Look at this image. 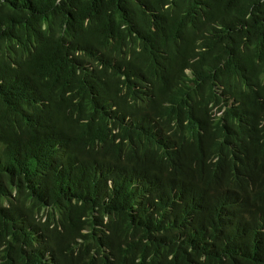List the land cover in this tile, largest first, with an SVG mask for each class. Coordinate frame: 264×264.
<instances>
[{
    "label": "trees",
    "instance_id": "1",
    "mask_svg": "<svg viewBox=\"0 0 264 264\" xmlns=\"http://www.w3.org/2000/svg\"><path fill=\"white\" fill-rule=\"evenodd\" d=\"M0 264H264V0H0Z\"/></svg>",
    "mask_w": 264,
    "mask_h": 264
},
{
    "label": "bare ground",
    "instance_id": "2",
    "mask_svg": "<svg viewBox=\"0 0 264 264\" xmlns=\"http://www.w3.org/2000/svg\"><path fill=\"white\" fill-rule=\"evenodd\" d=\"M263 246V245H262ZM261 247V246H260Z\"/></svg>",
    "mask_w": 264,
    "mask_h": 264
}]
</instances>
